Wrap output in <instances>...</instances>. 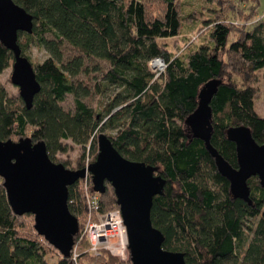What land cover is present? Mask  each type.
<instances>
[{
	"label": "trees",
	"instance_id": "1",
	"mask_svg": "<svg viewBox=\"0 0 264 264\" xmlns=\"http://www.w3.org/2000/svg\"><path fill=\"white\" fill-rule=\"evenodd\" d=\"M13 1L32 14V30L17 32L26 39L17 41L21 53L33 37L48 55L32 63L40 87L29 108L0 83V139H42L53 159L54 152L66 149L61 139L69 138L81 147L77 167H82L94 158L96 133L107 128L122 156L157 166L165 180L150 206L163 248L182 251L186 264H264V187L251 175L250 202L232 196L203 141L183 124L196 106L198 88L217 79L208 102L211 146L236 166L226 127L244 124L256 142H264V114L254 109L253 82L259 77L264 82V14L252 20L258 0H210L207 16L197 9L185 12L183 0ZM182 19H199L196 35L202 41L193 45L190 40L181 51L173 42L172 51L157 40L177 35ZM45 31L53 37H44ZM63 40L79 51L64 61ZM90 56L107 63L92 84L99 95L110 88L99 109L81 98L89 88L71 79L82 69L83 57ZM153 56L165 61L156 77L147 65ZM11 59V50L0 42V71ZM67 92L73 95V110L59 104ZM26 128H31L28 134ZM86 146L90 159L83 162ZM104 184L101 210L117 206L112 187ZM67 206L78 221L73 243L78 237L82 243L85 204L79 179L67 186ZM28 214L12 212L0 178V264H131L129 255L118 259L104 249L96 255L79 249L75 260L71 249L62 255L36 233ZM53 251L55 259L48 262L45 256Z\"/></svg>",
	"mask_w": 264,
	"mask_h": 264
},
{
	"label": "water",
	"instance_id": "2",
	"mask_svg": "<svg viewBox=\"0 0 264 264\" xmlns=\"http://www.w3.org/2000/svg\"><path fill=\"white\" fill-rule=\"evenodd\" d=\"M32 14L13 0H0V42L12 52L10 81L17 86L26 108L39 90L30 60L21 53L17 32L32 30ZM217 79L205 81L197 91L195 108L183 120L187 133L200 138L213 156L218 172L228 180L232 196L249 200L247 178L255 175L264 187V142L258 143L244 124L229 125L225 136L233 141L236 166L229 164L209 143L211 109L208 104ZM93 160L78 168L49 158L42 139L28 136L0 139V177L10 209L32 214V226L62 255H68L78 221L67 206V186L89 174L91 189L112 187L126 234L131 264H186L184 253L162 247V232L152 225V196L162 193L164 178L157 166L122 156L102 131L96 133Z\"/></svg>",
	"mask_w": 264,
	"mask_h": 264
},
{
	"label": "rangeland",
	"instance_id": "3",
	"mask_svg": "<svg viewBox=\"0 0 264 264\" xmlns=\"http://www.w3.org/2000/svg\"><path fill=\"white\" fill-rule=\"evenodd\" d=\"M183 10L189 11L191 9H197L200 10L201 13L205 16L209 15L210 12L208 11V7L211 6L210 0H183ZM252 2V1H251ZM237 3V2H236ZM239 6H243V2H238ZM245 5V4H244ZM181 12L185 14V12ZM264 11V0H258V4L256 5L255 15H258ZM200 24L199 19H194V21H185L182 19L181 26L179 33L172 37H161L158 38V42L160 44L165 45L168 49L174 50V45H177L179 47L178 51L183 50L188 41L191 40V44L196 45L200 41H202L201 37L202 35H196V29L198 25ZM43 36L46 38H52L53 34L49 31H45L43 33ZM19 42L26 41L24 35L19 33L17 35V41ZM173 42L176 43L173 45ZM62 60H67L71 58L72 56L78 54V50L71 45H69L66 41H62L59 45ZM24 54L28 57L31 63L39 62L43 58H45L48 55V51L46 48L38 46L35 44L34 38L31 37L29 40H27V45L24 48ZM183 52V51H182ZM107 66L106 61H104L101 58L90 56V57H83V66L82 69L76 73L74 76L71 77V79L74 81V83H81L82 85H86L89 88V92L86 95H82V100L93 109H99L102 105L103 101L106 99V93L110 92V88H107L105 92L102 93V95L96 94L92 89V84L97 78V76L102 73V71L105 70ZM10 72H11V60L8 62V65L4 67L0 71V83L5 88L6 92L9 95H15L18 93L17 86L11 83L10 81ZM253 85L257 87L256 96L254 98V109L259 114H264V82L262 81V78H258L256 81L253 82ZM59 104L61 107L65 110H73L74 108V101H73V95L71 93H65L64 97L61 101H59ZM31 128H26L25 132L28 134L30 132ZM105 134H108L110 132L109 129L105 128L102 130ZM12 139V138H11ZM16 139V138H15ZM62 143L65 144L66 149L64 151H56L53 153V161L55 162H62L65 167L68 168H76L77 167V159L79 158L81 147L79 144H76L72 142L69 138H63L61 139ZM88 147L85 148V153L83 157V162H86L90 159V155H88ZM95 155V154H94ZM93 160V159H92ZM85 165V164H84ZM78 168V167H77ZM1 178V177H0ZM26 220H32V214L29 213L26 215ZM86 247V244L84 242H80L77 246V251L79 249H83ZM56 252H52L48 254L46 257V260L48 262H52V260L55 259ZM112 255V254H111ZM128 255L127 248L123 253L120 255H114L118 259H126Z\"/></svg>",
	"mask_w": 264,
	"mask_h": 264
},
{
	"label": "built area",
	"instance_id": "4",
	"mask_svg": "<svg viewBox=\"0 0 264 264\" xmlns=\"http://www.w3.org/2000/svg\"><path fill=\"white\" fill-rule=\"evenodd\" d=\"M264 14V11L255 15L252 20H256ZM149 69L156 77L164 70L165 61L160 56H153L147 60ZM85 163L84 166H86ZM89 174L85 173L79 178L80 192L85 204L82 228L80 236L84 238L86 250L90 254L96 255L104 249L112 255H120L126 249V234L118 206L101 210L99 207V193L91 189V184L87 180ZM78 239L71 247V258L75 260L77 256Z\"/></svg>",
	"mask_w": 264,
	"mask_h": 264
}]
</instances>
